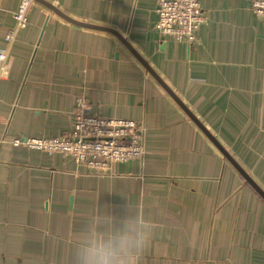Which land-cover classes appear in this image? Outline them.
I'll return each mask as SVG.
<instances>
[{"label": "crops", "instance_id": "crops-1", "mask_svg": "<svg viewBox=\"0 0 264 264\" xmlns=\"http://www.w3.org/2000/svg\"><path fill=\"white\" fill-rule=\"evenodd\" d=\"M22 0H0V52ZM0 81V264H77L92 231L141 211L139 264H264V201L140 63L264 192V24L252 0H198L187 47L155 30L156 0H45ZM145 132L142 162L97 176L15 141L61 138L77 99Z\"/></svg>", "mask_w": 264, "mask_h": 264}, {"label": "built area", "instance_id": "built-area-1", "mask_svg": "<svg viewBox=\"0 0 264 264\" xmlns=\"http://www.w3.org/2000/svg\"><path fill=\"white\" fill-rule=\"evenodd\" d=\"M36 6L34 0H22L12 13L16 27L5 38L7 48L0 52L2 70L13 45L28 28ZM251 11L264 24V0H252ZM155 13V30L159 35L187 47L196 44L195 31L207 22L198 0H156ZM2 78L3 72L0 70V81ZM145 135L146 132L132 121L102 117L95 106L80 97L77 99L73 128L69 135L45 140L15 141L14 145L41 151L48 156L59 155L102 176L111 172L116 165L142 162L146 156Z\"/></svg>", "mask_w": 264, "mask_h": 264}, {"label": "clouds", "instance_id": "clouds-1", "mask_svg": "<svg viewBox=\"0 0 264 264\" xmlns=\"http://www.w3.org/2000/svg\"><path fill=\"white\" fill-rule=\"evenodd\" d=\"M152 222L141 211L124 217L116 226L108 222L104 232L92 231L76 252L77 264H139L151 242Z\"/></svg>", "mask_w": 264, "mask_h": 264}, {"label": "water", "instance_id": "water-1", "mask_svg": "<svg viewBox=\"0 0 264 264\" xmlns=\"http://www.w3.org/2000/svg\"><path fill=\"white\" fill-rule=\"evenodd\" d=\"M35 3L39 6H43L46 9L55 12L57 15L62 17L68 22H71L68 18H66L59 11L55 10L49 3L45 0H34ZM74 25L80 26L81 28L107 32L113 36H116L121 42L125 43L124 40L114 32L110 30H105L102 28H95L91 26L81 25L78 23L71 22ZM135 56L140 61V63L146 68V70L156 79L159 85L164 89V91L169 94L173 100L178 104V106L187 114V116L194 122V124L198 127V129L208 138V140L217 148V150L222 154V156L235 168L238 174L245 180V182L256 192V194L264 201V192L253 182V180L241 169V167L233 160V158L220 146V144L210 135V133L204 128V126L196 119L194 116L183 106V104L174 96V94L166 87V85L150 70L149 66L144 63L136 54Z\"/></svg>", "mask_w": 264, "mask_h": 264}]
</instances>
